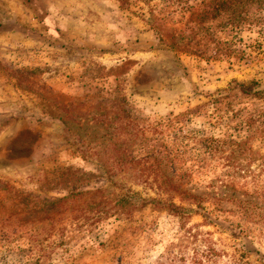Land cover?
Returning <instances> with one entry per match:
<instances>
[{
    "label": "rangeland",
    "instance_id": "374dc122",
    "mask_svg": "<svg viewBox=\"0 0 264 264\" xmlns=\"http://www.w3.org/2000/svg\"><path fill=\"white\" fill-rule=\"evenodd\" d=\"M67 2L0 31V264H264V0Z\"/></svg>",
    "mask_w": 264,
    "mask_h": 264
},
{
    "label": "crops",
    "instance_id": "0c3cea01",
    "mask_svg": "<svg viewBox=\"0 0 264 264\" xmlns=\"http://www.w3.org/2000/svg\"><path fill=\"white\" fill-rule=\"evenodd\" d=\"M68 0H0V31L4 32L6 24H13L10 30L19 28L22 23L35 17L32 13L41 9L42 21L53 30L62 29L69 21Z\"/></svg>",
    "mask_w": 264,
    "mask_h": 264
},
{
    "label": "trees",
    "instance_id": "16d2710c",
    "mask_svg": "<svg viewBox=\"0 0 264 264\" xmlns=\"http://www.w3.org/2000/svg\"><path fill=\"white\" fill-rule=\"evenodd\" d=\"M162 168V164L158 161H144V183L150 186H155V189L159 190L160 192H169V191H176L178 188L176 187V184L172 180H163V179H158L155 178L153 180H150L151 173L157 174L159 169ZM172 198V197H171ZM193 198H196L193 197ZM172 200V199H171ZM167 200H160L159 202L162 204H166ZM170 210L172 211H178L180 207L176 206L175 203L170 201ZM207 258L211 259L209 255H206Z\"/></svg>",
    "mask_w": 264,
    "mask_h": 264
}]
</instances>
